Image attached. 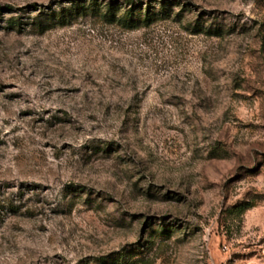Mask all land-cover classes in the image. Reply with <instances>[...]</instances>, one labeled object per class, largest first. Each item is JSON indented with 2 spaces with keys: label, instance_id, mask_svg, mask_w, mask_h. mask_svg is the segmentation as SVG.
<instances>
[{
  "label": "rangeland",
  "instance_id": "obj_1",
  "mask_svg": "<svg viewBox=\"0 0 264 264\" xmlns=\"http://www.w3.org/2000/svg\"><path fill=\"white\" fill-rule=\"evenodd\" d=\"M0 264H264V0H0Z\"/></svg>",
  "mask_w": 264,
  "mask_h": 264
}]
</instances>
